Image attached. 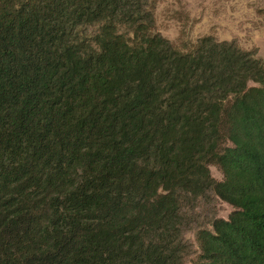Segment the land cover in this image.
<instances>
[{"label":"trees","instance_id":"obj_1","mask_svg":"<svg viewBox=\"0 0 264 264\" xmlns=\"http://www.w3.org/2000/svg\"><path fill=\"white\" fill-rule=\"evenodd\" d=\"M154 9L0 0V264H187L207 193L193 264H264V62Z\"/></svg>","mask_w":264,"mask_h":264},{"label":"rangeland","instance_id":"obj_2","mask_svg":"<svg viewBox=\"0 0 264 264\" xmlns=\"http://www.w3.org/2000/svg\"><path fill=\"white\" fill-rule=\"evenodd\" d=\"M155 30L171 42L196 41L212 36L218 42H235L244 50H256L264 62V0H153ZM211 177L220 182L222 175L209 167ZM233 209L212 193L183 205L184 239L197 255L195 234L210 229L214 219L227 220Z\"/></svg>","mask_w":264,"mask_h":264}]
</instances>
